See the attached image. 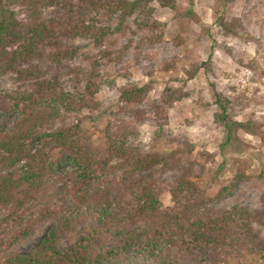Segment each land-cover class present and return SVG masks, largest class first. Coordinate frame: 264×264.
<instances>
[{"label": "trees", "instance_id": "obj_1", "mask_svg": "<svg viewBox=\"0 0 264 264\" xmlns=\"http://www.w3.org/2000/svg\"><path fill=\"white\" fill-rule=\"evenodd\" d=\"M153 2L176 9L175 0H0V78L10 76L12 86L0 90V264H238L242 255L264 264V239L254 229H264V210L214 205L242 173L209 197L192 167H180L179 148L146 150L142 110L121 108L131 119L108 120L96 144L68 124L71 114L97 111V94L115 80L104 75L97 56L86 54L89 71L83 78L73 72L69 84L60 76L64 63L82 55L81 43L102 46L112 25L134 14L140 44L161 41L165 24L153 18ZM149 90L127 78L117 91L130 107ZM213 96L230 142L237 125L228 111L239 100ZM179 99L166 88L151 111L164 120ZM200 156L213 161L206 152ZM173 169L179 174L163 206L157 176ZM43 223L49 226L29 252L11 251ZM63 237L67 247L59 246Z\"/></svg>", "mask_w": 264, "mask_h": 264}, {"label": "rangeland", "instance_id": "obj_2", "mask_svg": "<svg viewBox=\"0 0 264 264\" xmlns=\"http://www.w3.org/2000/svg\"><path fill=\"white\" fill-rule=\"evenodd\" d=\"M175 3L176 9L172 11L160 8L157 2L151 4L155 9L153 18L165 24L159 42L140 44L142 33L135 30L134 14L114 23L113 34L102 46L80 44L82 55L64 63L61 79L72 84L73 72H79L78 77L83 78L90 69L83 57L92 54L97 56L104 75L115 80V85L97 94L100 105L97 111L71 114L68 124L78 125L89 141L96 144L108 120L131 119V114L121 112V108L142 110L146 118L139 131L146 150L165 154L179 148L180 167H192V178L209 197L227 186L237 173L244 175L230 194L214 203L217 209L223 211L240 204L252 212L264 210V0H175ZM100 53H105L104 58ZM251 62L255 66L248 69ZM195 69L197 73L191 78L188 72L191 74ZM127 78L132 83L150 85L145 99L130 107L120 100L117 91L127 83ZM11 87L10 76L0 78L2 92ZM166 88L177 92L180 99L163 120L151 111L150 105ZM214 91L239 100V106L228 111L237 125L230 142H226L220 110L214 104ZM2 108L4 112L9 110L6 105ZM205 152L213 156V161L201 158ZM178 174L173 169L157 176L163 206L169 205V184ZM48 226V223L37 226L34 233L18 240L11 251L29 252ZM254 229L264 239V229L255 225ZM69 244L70 240L63 237L59 246ZM239 258L238 264H258L255 256Z\"/></svg>", "mask_w": 264, "mask_h": 264}]
</instances>
